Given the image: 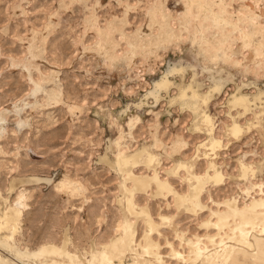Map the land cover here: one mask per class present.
Listing matches in <instances>:
<instances>
[{
    "label": "rangeland",
    "instance_id": "obj_1",
    "mask_svg": "<svg viewBox=\"0 0 264 264\" xmlns=\"http://www.w3.org/2000/svg\"><path fill=\"white\" fill-rule=\"evenodd\" d=\"M263 56L264 0H0V238L14 227L0 252L21 264H106L119 223L141 240L147 220L126 210L119 156L186 200L178 210L154 185L134 195L136 211L174 218L155 236L161 247L204 235L214 203L260 197ZM172 69L167 89L148 96ZM213 172L220 186L205 181L196 215L186 213L191 174ZM20 192L26 207L15 212ZM254 244L261 259L236 251V263L264 264V238Z\"/></svg>",
    "mask_w": 264,
    "mask_h": 264
},
{
    "label": "bare ground",
    "instance_id": "obj_2",
    "mask_svg": "<svg viewBox=\"0 0 264 264\" xmlns=\"http://www.w3.org/2000/svg\"><path fill=\"white\" fill-rule=\"evenodd\" d=\"M173 71L172 69L163 75V77L155 83L154 89L147 95L157 99L158 92L162 89H167V75L169 76ZM249 100L250 99L243 96L238 98V101L245 103H249ZM259 100V98H255L254 102ZM206 120L211 124L209 117H207ZM242 133L243 128L237 123L233 124L229 130V134L233 138H238ZM218 143L219 141L213 140L210 144L211 150H213ZM203 155L207 156L206 153H203ZM115 165L117 172L131 185V188H125L130 194V199L128 198L126 200V210L130 218L135 219L145 216L148 230L143 232L142 239L140 238L141 240H138L139 237L137 238V233L134 231L133 222L125 221L119 223L118 228L121 235L108 244L104 251V261L106 264H169L164 260L161 248L170 250L168 256L165 257H168L172 262H176V264H211L212 262L215 264H223V261L226 260L225 255L228 249L231 252V258L226 264L236 263V257L238 255L235 253L236 251H244L246 254L250 252L254 258L258 255L255 251L254 240H257V238H264V191L261 189L264 187L263 184V187H259L260 197H253L249 192H246V200L242 204H240L236 198L226 199L221 203H214V208L216 209H210L208 218L200 225L201 230L204 231L205 234L195 236L192 241L187 244L179 240V248L176 249L175 244L172 242H166V245L161 247L160 242L155 237H161L162 232H164L167 227H170L174 218L164 213H159L157 218H154L147 211L146 207L140 209L141 211L138 212L134 208L133 199L135 194L143 195L151 190L154 185L157 198L161 197L165 199L166 197L172 196L175 200L176 208L180 210L183 209L186 204L184 196L179 193H174L170 183L161 180L156 174L145 176L134 175L133 172H131V169L137 166V161L134 159L119 156ZM182 169H184V167H182ZM248 169L246 165L242 164V179H248ZM191 179L195 183L193 187L194 195L187 200V202L190 203V208L186 210V213L195 214L198 197L203 191L206 182L213 183L215 187L220 186L222 182V173L213 172L207 175L206 178L191 174ZM25 200L26 193L20 192L14 204L15 212L25 209ZM201 208L203 212H207L204 206ZM1 219L0 217V221ZM13 236L14 227H11L10 236L0 238L1 252H4L5 249H10L9 242L13 241ZM1 252L0 264H21L16 259L10 260L6 254ZM253 257L250 256L249 258L253 260ZM127 261H130V263Z\"/></svg>",
    "mask_w": 264,
    "mask_h": 264
},
{
    "label": "crops",
    "instance_id": "obj_3",
    "mask_svg": "<svg viewBox=\"0 0 264 264\" xmlns=\"http://www.w3.org/2000/svg\"><path fill=\"white\" fill-rule=\"evenodd\" d=\"M256 259H258V260L261 259V256L257 255V256H256ZM238 263H239V262H237V263H235V264H238Z\"/></svg>",
    "mask_w": 264,
    "mask_h": 264
}]
</instances>
